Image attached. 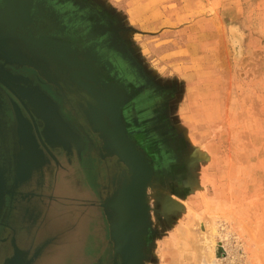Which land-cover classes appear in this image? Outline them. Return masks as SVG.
Instances as JSON below:
<instances>
[{"label":"rangeland","instance_id":"374dc122","mask_svg":"<svg viewBox=\"0 0 264 264\" xmlns=\"http://www.w3.org/2000/svg\"><path fill=\"white\" fill-rule=\"evenodd\" d=\"M16 1L24 11L1 38L5 47L13 43L30 58L31 66L12 69L25 71L30 80L31 73L55 75L61 86L70 80L81 85L77 90L92 98L108 143L124 145L135 159L133 195L116 192L133 182L134 172L128 171L126 183L107 189L104 206L117 222L123 217L120 203L132 206L138 223L125 250L132 254L129 264H264V0ZM10 2L0 0V19ZM99 46L104 59L111 61L121 50L139 68L143 82L136 99L120 87L117 74L106 76ZM4 111L14 126L11 106ZM59 176L54 187L49 180L31 190L44 205L34 196L18 202L20 210L35 208L31 228L42 219L35 244H47L33 264H85L81 254L89 238L107 231L102 219L105 228H89L101 215L95 207L99 196L81 193L83 181L73 171ZM105 215L111 252L127 264Z\"/></svg>","mask_w":264,"mask_h":264},{"label":"flooded vegetation","instance_id":"af4514ba","mask_svg":"<svg viewBox=\"0 0 264 264\" xmlns=\"http://www.w3.org/2000/svg\"><path fill=\"white\" fill-rule=\"evenodd\" d=\"M5 2L7 3V0ZM1 3L4 4V1L1 0ZM11 3L12 7H10V9H13V12H11L10 16L15 17L16 15H18V17H20L19 12L21 13L22 11H20L21 8L18 4L19 2L13 1ZM3 14H5V12L1 14L0 28L2 26L1 21ZM9 28L10 27L7 26L4 28L5 30H0L2 33V35H0V42L2 43L0 44V50L2 49V52H5L7 50L9 51L11 47L13 48L15 46L13 43H7L6 47L3 45L4 43L2 42L1 37L5 38L6 35L8 36L10 31ZM77 34L79 35V33ZM21 38L25 42L30 41L27 40L29 38L25 32L21 34ZM86 42H89V39L87 40L86 38ZM80 46L83 47V49L88 47V45H85L84 42H82ZM36 48L37 47L35 46V50ZM14 49H16V47H14ZM37 51H39L38 48ZM97 51L98 54L104 56L103 59L106 57V53L103 46H99ZM23 54H21L23 60L17 64L5 61L4 59H0V76L2 75L0 77V80L2 79L5 81L3 82L1 80L3 84L0 83V178L1 181L4 182V188L8 191V195L5 199L6 203L0 217V264H3L5 260L13 257V250L11 251V225H14V222L17 227L19 226L20 230H24L25 234L27 233L26 237L28 236L27 238L29 240V245L25 249V251L29 252L27 258L31 257L40 245L39 243L37 245L35 243L40 227L42 225V219L40 221L38 220L37 226L31 228L34 226V224L30 225L32 223H30L31 219L29 220V216L30 218L33 216L35 208L33 206H28V208L22 211L20 210L18 203L22 199L29 200L31 196H34L37 198V200H39V206L44 205L43 202L40 200L41 196L36 194L34 195L33 193H31V190L45 187L49 180L51 181L50 184L52 188L55 186L57 178H61V176H59L60 174L64 172L73 171V173L79 176L80 180L83 181L81 193L88 194L91 196L97 195L100 198L99 204L96 206L92 205L91 203L89 204V202L81 204L82 206L88 208L89 206H95L97 210L101 212V215L99 217L97 216L96 223L92 222V220L89 222V228L93 227L94 230L95 225L97 227L101 225V227L103 228L109 225V223H107L105 213H108L110 210L104 207L110 196V194L108 193L109 191L106 192L107 189H112L113 191H116V189L120 187L121 182L126 183V181L129 180L128 170L127 168H125L123 163L118 162L115 156H109L107 150L103 148L102 143L100 146H98L95 141L93 134L95 133L99 136V138H101V133L96 131L92 124H90L88 121V111H97V109L94 108L91 104L92 98H89V96L84 91H78L77 88L81 89V85L78 84V86L77 84L70 82V79H68L70 81H67V85L64 84L63 86H61L60 81H58L55 75H50L47 77L42 74V77H44V80H46L44 81L40 80L42 79L40 78L41 73L39 74L40 77H36L31 74L33 77H35L32 78V80L29 79V76L25 73V71L18 73V71L12 69L11 66H21L23 64L31 66L30 58ZM122 58H125L124 60H128L138 70L140 74L139 68L132 62L131 57L121 50H117L115 52V57L111 61H108V59L102 60V68L107 71V77H115L113 73L117 74V80L120 87H122L128 93L131 99H136L141 92L142 81H140V88H134L133 90V86L128 80L129 74L124 73L122 75V69L120 65V61ZM28 62L30 63L27 64ZM6 72L8 74H13L21 79H24L25 84L29 88H34L35 90H37L39 95L43 96L46 101L45 104L50 105L51 109H53L58 114V117L61 120L62 124L68 127L67 131H69V136L65 137L63 133L66 130L59 128L58 131H55L57 135L55 136V140H57L58 142H54L55 140H50V142L48 143L46 140V136L48 135V132H50V130L48 124H46L47 122H45L42 117H40V120H37L34 115H31V110L25 107H21L17 103V108L20 114L19 120L15 119L14 126L10 125L7 122L5 118L4 106L9 104L11 106V109L13 110L12 102H14L10 90L15 92V90L21 87V89H25V86H17V84L8 77ZM77 101L86 105L88 111L86 112L82 107H80ZM59 106H61L62 108L60 109ZM90 106L92 107L90 108ZM18 121L23 122L26 125L25 133L28 138L27 143H20L19 132H21V124ZM100 126L105 129L104 125H102L101 122ZM56 137H59L60 140ZM63 138L64 142L61 140ZM30 151H32V153L39 158L36 161L37 163H33L34 165L30 162H27L26 159V153H30ZM21 154H24L26 156L21 157ZM27 169L29 170V174ZM31 186L33 187L31 188ZM51 204L52 203L48 201V203H46V205L44 206L43 212L44 210L48 212L51 207ZM88 208L86 210H88ZM43 215L45 220L46 215L44 213ZM100 220L106 223L105 227L104 224L99 223ZM112 239L111 236L109 237L108 227L105 235H100L97 237L91 236L87 242L83 253L81 254V258L83 259L85 264H119V257L115 255L114 252H111L109 246L110 244H113ZM44 243L46 245L47 241L41 244ZM94 243L97 245V247L94 246ZM95 247L96 249L94 250ZM23 260H25V257L23 258Z\"/></svg>","mask_w":264,"mask_h":264},{"label":"bare ground","instance_id":"6f19581e","mask_svg":"<svg viewBox=\"0 0 264 264\" xmlns=\"http://www.w3.org/2000/svg\"><path fill=\"white\" fill-rule=\"evenodd\" d=\"M14 0H12L11 2H13ZM20 1V0H19ZM4 2H5V0H4ZM10 2V3H11ZM6 3V2H5ZM19 4V3H18ZM5 6V5H4ZM135 6V5H134ZM33 7V6H32ZM16 9V8H15ZM17 10H19V9H17ZM16 10V11H17ZM21 11V10H20ZM22 11H24V10H22ZM133 11V10H132ZM26 12V11H25ZM145 12V11H144ZM18 13V12H17ZM20 13V12H19ZM5 23V22H4ZM3 23V24H4ZM12 23V22H11ZM11 25V24H10ZM10 29V28H9ZM92 30V29H91ZM8 32V31H7ZM96 33V32H95ZM94 33V34H95ZM3 34H4V32H3ZM207 34V33H206ZM2 35V34H1ZM89 35V34H88ZM7 36V35H6ZM203 38V37H202ZM29 40V39H28ZM4 41V40H3ZM32 42V41H31ZM44 42H45V40H44ZM0 44H2L1 42H0ZM95 44V43H94ZM3 45H5V44H3ZM6 46H7V44H6ZM40 47V46H39ZM5 49V48H4ZM40 49V48H39ZM2 50V49H1ZM0 50V59H4L5 61H9V62H11V63H14V64H17V63H20L22 60H23V57H22V55L21 54H19L17 51H16V49H14V47L12 48H10L9 49V51L7 50V51H5V52H2ZM23 50V49H22ZM67 51V50H66ZM71 51V50H70ZM38 52V51H37ZM31 53V52H30ZM85 54V53H84ZM24 55V54H23ZM39 55V54H38ZM77 55V54H76ZM75 55V56H76ZM81 55V54H80ZM125 55V54H124ZM196 55V54H195ZM40 57H41V55H40ZM56 57V56H55ZM54 57V58H55ZM118 57V56H117ZM27 58V57H26ZM51 58V57H50ZM125 59V58H124ZM123 58L121 59V61H120V65H121V71H122V75L124 74V73H127V74H129V77H128V80L131 82V84H132V86H133V90H134V88H140V81H142V78H141V75L139 74V72H138V70L128 61V60H124ZM128 59H130V58H128ZM40 60V59H39ZM43 60V59H42ZM70 60V59H69ZM209 60V59H208ZM51 62V61H50ZM54 62V61H53ZM57 62V61H56ZM23 63H24V61H23ZM26 63V62H25ZM30 62H28L27 64H29ZM42 63V62H41ZM35 64V63H34ZM33 64V65H34ZM59 64V63H58ZM61 64V63H60ZM71 65V64H70ZM114 65V64H113ZM25 66V65H24ZM39 66V65H38ZM37 67V66H36ZM40 67V66H39ZM49 67V66H48ZM72 67V66H71ZM73 68V67H72ZM79 68V67H78ZM20 69V68H19ZM87 69V68H86ZM92 70H94V69H92ZM57 71V70H56ZM73 71V70H72ZM41 72H42V70H41ZM40 72V73H41ZM7 73V72H6ZM48 73V72H47ZM70 73V72H69ZM32 74V73H31ZM49 74V73H48ZM7 75H8V77L12 80V81H14L16 84H17V86L19 85V86H25V89H21V88H18L17 90H15V92L16 93H19L20 95H21V97H22V99L24 98L25 100H27L28 101V103L30 104V106L32 107V108H30L28 105H27V107H28V109L30 110V109H33V110H35V112H36V114H38L40 117H42L44 120H45V122H47L46 124H48V126H49V130H50V132H48V135L46 136V140H47V142L49 143L50 142V140L51 141H54L55 140V136H57L56 135V133H55V131H58L59 130V128L60 129H64V130H66L63 134L65 135V137H67V136H69V134H68V132L69 131H67V126L66 125H64V124H62V122H61V120L59 119V117H58V114L53 110V109H51V107H50V105H48V104H45L46 103V101H45V99L43 98V96H41V95H39L38 94V92H37V90H35L34 88H29L26 84H25V81H24V79H21V78H19L18 76H16V75H13V74H8L7 73ZM34 75V74H33ZM69 75V74H68ZM2 76V75H1ZM0 76V77H1ZM42 77V76H41ZM63 77V76H62ZM71 77V76H70ZM83 77V76H82ZM54 78V77H53ZM2 80V79H1ZM3 82H5L4 80H2ZM46 81V80H45ZM49 82V81H48ZM71 82V81H70ZM143 82V81H142ZM145 82V81H144ZM8 84H10V83H8ZM57 85V84H56ZM9 86V85H8ZM66 86V85H65ZM148 86V85H147ZM9 88V87H8ZM14 88V87H13ZM68 91V90H67ZM104 91V90H103ZM144 92V91H143ZM150 92V91H149ZM148 93V92H147ZM11 95V94H10ZM133 95H135V94H133ZM140 95V94H139ZM12 96V95H11ZM148 96V95H147ZM150 96H151V94H150ZM135 97V96H134ZM133 99V98H132ZM146 99V98H145ZM16 100V99H15ZM151 100V99H150ZM24 102V101H23ZM60 102H61V100H60ZM148 102V101H147ZM7 103V102H6ZM54 103V102H53ZM77 103H78V105L80 106V107H82L86 112L88 111V108H87V106L86 105H84V104H82L81 102H78L77 101ZM27 104V103H26ZM20 105V104H19ZM21 106V105H20ZM60 107V109L62 108L61 106H59ZM92 106H90V108H91ZM22 109V108H21ZM59 109V110H60ZM26 112V111H25ZM30 113H31V111H30ZM84 113V112H83ZM31 115H32V113H31ZM66 116V115H65ZM64 116V117H65ZM20 118V116L18 117V119ZM66 119V118H65ZM77 119V118H76ZM69 121V120H68ZM88 121H89V123L90 124H92V126L95 128V130L96 131H98V132H100L101 133V143H102V145H103V148H107L108 147V144L111 146V147H113V145L112 144H110V143H108L109 142V132H107V130H105V129H103V127L102 126H100V120H99V113L97 112V111H95V110H91V112H89L88 111ZM20 122V121H19ZM20 124H21V127H20V130H21V132H19V138H20V143L21 144H24V143H27V141H28V138H27V136H26V131H25V129H26V125L23 123V122H20ZM19 124V125H20ZM91 127V126H90ZM16 129H17V126H16ZM61 131V130H60ZM59 131V132H60ZM34 132V131H33ZM61 133V132H60ZM16 135H17V133H16ZM33 135H34V133H33ZM60 135V134H59ZM63 135V136H64ZM64 137V138H65ZM35 138H37V137H35ZM57 138V137H56ZM64 138L63 139H61L62 141L64 140ZM97 138V137H96ZM95 138V139H96ZM57 139H59V137L57 138ZM81 139H83V138H81ZM37 140V139H36ZM60 140V139H59ZM31 141V140H30ZM57 140H55L54 142H56ZM23 142V143H22ZM32 142V141H31ZM58 142V141H57ZM64 142V141H63ZM144 142V141H143ZM147 142V141H146ZM40 143V142H39ZM139 143V142H138ZM101 145V144H100ZM141 145V144H140ZM151 145V144H150ZM115 146H116V144H115ZM146 146V145H145ZM147 147V146H146ZM117 148H118V151L119 150H121V154H123V155H126V153H127V151L128 152H130L128 149H126L125 148V146L124 145H122V147L121 146H119V145H117ZM43 149V148H42ZM92 149H93V147H92ZM84 151V150H83ZM96 152V151H95ZM99 152V151H98ZM134 152V151H133ZM156 152V151H155ZM137 153V152H136ZM147 153V152H146ZM148 153H149V151H148ZM158 153V152H157ZM27 154V156L26 155H24V154H21L20 156L21 157H23V156H26V159H27V162H30V163H35L39 158L37 157V156H35L33 153H32V151H30V153L28 152V153H26ZM91 154V153H90ZM151 156V155H150ZM90 157H92V156H90ZM113 157V156H112ZM148 157H149V155H148ZM158 157V156H157ZM48 159V158H47ZM51 159V158H50ZM161 159V158H160ZM159 159V160H160ZM92 160V159H91ZM150 161V160H149ZM163 162V161H162ZM37 163V162H36ZM121 163V162H120ZM135 163V162H134ZM139 164V163H138ZM34 165V164H33ZM152 165V164H151ZM141 166V165H140ZM160 168V167H159ZM28 169H29V167H28ZM27 169V170H28ZM145 169V168H144ZM149 169V168H148ZM79 170V169H78ZM150 170V169H149ZM128 171H130V174L132 173L131 172V170L129 169ZM164 171H165V169H164ZM135 173H132L131 174V176L133 175L134 177H131V176H129V179H130V177L133 179V182L131 181V184H130V186H126L127 188H125V187H123V188H125V191L124 190H119V191H116V192H120L121 193V191H123V192H125V198H127L128 197V195H133V193H132V191H133V188H132V186L134 185V182H135V180L137 179L136 178V175L138 174V173H136V170L134 171ZM140 173H143V172H141L140 171ZM23 174H25V173H23ZM34 175V174H33ZM148 175V174H147ZM124 176V175H123ZM36 177V176H35ZM38 177V176H37ZM142 177V176H141ZM147 177V176H146ZM144 178V177H143ZM151 178V177H150ZM124 179V178H123ZM140 180H142V178H139ZM146 179V178H145ZM147 180V179H146ZM16 181H17V179H16ZM119 181V180H118ZM139 182V181H138ZM142 182V181H141ZM117 183V182H116ZM119 183V182H118ZM19 184V183H18ZM133 184V185H132ZM137 184V183H136ZM141 184V183H140ZM139 184V185H140ZM30 185V184H29ZM129 185V184H128ZM145 185V184H144ZM150 185V184H149ZM8 188V187H7ZM13 188V187H12ZM95 189V188H94ZM142 189H143V187H142ZM85 191V190H84ZM139 191V190H138ZM141 191V190H140ZM79 192V191H78ZM116 192L114 193V194H116ZM35 193V192H34ZM144 193V192H143ZM10 194V193H9ZM113 194V195H114ZM6 195V194H5ZM135 195H136V193H135ZM142 196V195H141ZM146 197V196H145ZM144 197V198H145ZM69 198V197H68ZM140 198H142V197H140ZM76 199V198H75ZM122 199V198H121ZM128 199V198H127ZM201 199H203V198H201ZM118 201V200H117ZM122 201V200H121ZM111 202V201H110ZM168 202H169V200H168ZM202 202V201H201ZM142 203H143V201H142ZM199 203V202H198ZM204 203V202H203ZM216 203V202H215ZM65 204V203H64ZM73 204V203H72ZM29 205H31V204H29ZM86 205V204H85ZM203 205V204H202ZM120 206H121V210L123 211V213H124V216L122 217V220H121V222H117L116 221V219H115V217L112 215V213L109 211L108 212V216H109V218H111V224L110 225H112V227H113V231L112 232H114V236L116 237L115 238V240L116 239H118V242H119V247H121V250H123L124 252L123 253H125V250L127 249V247H128V245H129V243H131V241H133V235H132V238H131V234H133V228L134 227H136V224L138 223V220H134V215H133V210H132V206H131V204L130 203H128V202H126L125 200L124 201H122V203H120ZM173 206H175V205H173ZM183 206V205H182ZM198 207V206H197ZM217 207V206H216ZM219 207V206H218ZM222 207H224V206H222ZM28 208V207H27ZM192 208V207H191ZM144 209V208H143ZM86 210V209H85ZM183 210V209H182ZM70 211V210H69ZM148 211V210H147ZM75 212V211H74ZM81 212V211H80ZM29 213V212H28ZM32 213V212H31ZM44 213V212H43ZM64 213V212H63ZM143 213H145V212H143ZM185 213V212H184ZM193 213V212H192ZM198 213V212H197ZM72 214V213H71ZM221 214V213H220ZM107 215V214H106ZM43 216V215H42ZM106 217V216H105ZM31 218H33V217H31ZM30 218V216H29V220L31 219ZM179 218V217H178ZM186 218H187V216H186ZM27 219H28V217H27ZM132 219H133V221H132ZM215 219V218H214ZM197 220V219H196ZM110 221V220H109ZM132 221V222H131ZM182 224V223H181ZM185 224V223H184ZM17 226V225H16ZM24 226V225H23ZM37 226V225H36ZM193 226V225H192ZM19 227V226H18ZM21 227V226H20ZM108 227V226H107ZM190 227V226H189ZM76 228V227H75ZM143 228H144V226H143ZM12 229V228H11ZM36 229V228H35ZM135 229V228H134ZM196 229V228H195ZM2 230V229H1ZM98 230V229H97ZM132 230V231H131ZM174 230V229H173ZM198 230H199V228H198ZM36 231V230H35ZM73 231V230H72ZM189 231V230H188ZM11 232V231H10ZM136 232V231H135ZM143 232V231H142ZM185 232V231H184ZM139 233V232H138ZM141 233V232H140ZM169 233V232H168ZM196 233V232H195ZM10 234V233H9ZM15 234V233H14ZM27 234V233H26ZM29 234V233H28ZM78 234V233H77ZM135 234V233H134ZM192 234V233H191ZM16 235V234H15ZM17 235H18V233H17ZM172 235V234H171ZM196 235V234H195ZM201 235V234H200ZM199 235V236H200ZM77 236V235H76ZM136 236H137V234H136ZM189 236V235H188ZM192 236V235H191ZM205 236V235H204ZM28 237V236H27ZM78 237V236H77ZM139 237V236H138ZM170 237V236H169ZM173 237V236H172ZM136 238V237H135ZM179 238V237H178ZM189 238V237H188ZM15 239V238H14ZM21 239H22V237H21ZM32 239V238H31ZM132 239V240H131ZM140 239V238H139ZM191 239V238H190ZM206 239V238H205ZM212 239H213V236H212ZM10 240V239H9ZM15 240H17V239H15ZM136 240H137V238H136ZM141 240V239H140ZM168 240V239H167ZM171 240V239H170ZM179 240V239H178ZM210 240V239H209ZM190 241H192V240H190ZM196 241H198V240H196ZM195 240L193 241L194 243L196 242ZM7 242V241H6ZM5 242V243H6ZM112 242V241H111ZM140 242V241H139ZM172 242H175V241H172ZM180 242V241H179ZM218 242V241H217ZM135 243V242H134ZM201 243V242H200ZM212 243H214L213 242V240H212ZM16 244H17V242H16ZM19 244V243H18ZM24 244V243H23ZM163 244V243H162ZM166 244H168V243H166ZM190 244H192V243H190ZM189 244V245H190ZM206 244V243H205ZM209 244V243H208ZM215 244H217V243H215ZM131 245H132V243H131ZM203 245V244H202ZM219 245H221V244H219ZM3 246V245H2ZM174 246H176V245H174ZM194 246V245H193ZM192 246V247H193ZM196 246V245H195ZM131 247H133V246H131ZM143 247V246H142ZM190 247H191V245H190ZM212 247H213V245H212ZM138 248V247H137ZM177 248V247H176ZM195 248V247H194ZM128 249H129V247H128ZM132 249V248H131ZM139 249H141V248H139ZM175 249V248H174ZM179 249V248H178ZM184 249H186V248H184ZM189 249V248H188ZM192 249V248H191ZM203 248H201V250H202ZM213 249V248H212ZM219 249H221V248H219ZM78 250V249H77ZM169 250V249H168ZM182 250V249H181ZM195 250H197L196 248H195ZM130 251V250H129ZM129 251H128V253H129ZM171 251V250H170ZM175 251V250H174ZM193 251V250H192ZM203 251V250H202ZM218 251V250H217ZM3 252V251H2ZM138 252V251H137ZM142 252V251H141ZM168 252V251H167ZM178 252V251H177ZM176 252V253H177ZM195 252H198V251H195ZM214 252V251H213ZM121 254V255H124V254ZM125 253L126 255H124V256H122V257H124L123 259L124 260H126L125 261V263H127V264H129V261L131 262V259H132V254L131 253ZM165 253V252H164ZM183 253V252H182ZM185 253V252H184ZM183 253V254H184ZM200 253H202V252H200ZM204 253V252H203ZM202 253V254H203ZM206 253V252H205ZM204 253V255H205V257L208 255L209 257L211 256V254H205ZM208 253V252H207ZM210 253V252H209ZM4 254V253H3ZM2 254V255H3ZM119 254H120V252H119ZM196 254V253H195ZM198 254V253H197ZM162 255V254H161ZM176 255V254H175ZM192 255V254H191ZM200 255V254H199ZM219 255V254H218ZM76 256V255H75ZM88 256V255H87ZM169 256H170V254H169ZM188 255H186V258H188L187 257ZM190 256V255H189ZM198 255H195V261L197 260V262L199 263V261H198V259L197 258H200V257H197ZM220 256V255H219ZM89 257V256H88ZM121 257V256H120ZM175 257V256H174ZM197 257V258H196ZM159 258V257H158ZM207 258V257H206ZM217 258V257H216ZM122 259V258H121ZM181 259V258H180ZM129 260V261H128ZM141 260V259H140ZM192 260H193V258H192ZM200 260V259H199ZM27 260H23V259H21V262H26ZM117 261V260H116ZM189 261H190V257H189ZM194 261V262H195ZM181 262V261H180ZM179 262V263H180ZM185 262H186V260H185ZM188 262H186L185 264H187ZM133 264V263H132ZM183 264V263H182ZM197 264V263H196Z\"/></svg>","mask_w":264,"mask_h":264},{"label":"water","instance_id":"95a60500","mask_svg":"<svg viewBox=\"0 0 264 264\" xmlns=\"http://www.w3.org/2000/svg\"><path fill=\"white\" fill-rule=\"evenodd\" d=\"M26 80H29V79H26ZM0 83L3 84L1 80H0ZM10 91H11L12 96L17 100V102L22 107L28 108L27 107V105H28L30 108H32L27 100H25L24 98L22 99V97H21V95L19 93H16V92H14L12 90H10ZM12 106H13V112L15 114V119L19 120L18 117L20 116V114H19V110L17 108V104L15 102H12ZM30 110H31L32 115H34L37 120L38 119L40 120V116L38 114H36L35 110H33V109H30ZM18 132H19V130H18ZM107 148L108 149L110 148L111 153H114L118 157L120 162H123L125 165H127L129 167V169L131 170V172H134L136 170V165L134 163L135 159H133L132 155H130L128 153H126V155L121 154V150L118 151V148L115 145H113V147L109 146ZM28 174H29V170H28ZM15 187H16V185H15ZM4 189H5L4 188V184H3V182L1 181V178H0V206L2 204V193H1V190L3 192ZM118 202L119 201H117V203ZM112 210L115 211V209H112ZM119 214L121 216H124V213H123L122 210L119 211ZM113 234H114V232H113ZM44 246H45V243L44 244H40L39 247L35 250V253L31 257L27 258L29 252L28 251H22L21 249H19L16 246V244L14 242H12L13 257L10 258V259L5 260L3 264H33L35 259L39 257V255L42 252ZM129 246H130V244L128 245V247ZM116 249H117V251L121 250V247H119V243L116 244ZM24 257H25V260H27V261L26 262H21V259H23Z\"/></svg>","mask_w":264,"mask_h":264},{"label":"crops","instance_id":"0c3cea01","mask_svg":"<svg viewBox=\"0 0 264 264\" xmlns=\"http://www.w3.org/2000/svg\"><path fill=\"white\" fill-rule=\"evenodd\" d=\"M11 12H13V9H8L7 8V10L5 11V14L2 15V21H1V23H2V26H4V28L7 27V26H10V27L13 26V23H16L19 20V19H15L13 16H10ZM105 150H107L109 156H115V157H117L114 153H111L110 148L109 149L106 148ZM117 161L119 162V160H117ZM7 192L8 191L6 189H4L3 192L1 190V193H2V204L0 206V217H1V214H2V210H3V208L5 206V203H6L5 202V199H6L7 195H8ZM21 210L24 211L23 206H21ZM11 228H12L11 229V231H12V234H11V237H12L11 238V247H12V242H14L15 244L17 242L16 246L19 249H21L22 251H25V249L29 245V240L26 237V234L24 233V230H20V228L17 227L15 224L14 225H11ZM17 233H18V235H17ZM21 237H22V239H21ZM14 238L17 239V240H15ZM12 250H13V248L11 249V251Z\"/></svg>","mask_w":264,"mask_h":264}]
</instances>
